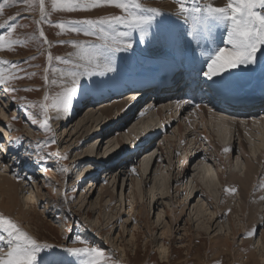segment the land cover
Returning <instances> with one entry per match:
<instances>
[{
    "label": "rangeland",
    "instance_id": "rangeland-1",
    "mask_svg": "<svg viewBox=\"0 0 264 264\" xmlns=\"http://www.w3.org/2000/svg\"><path fill=\"white\" fill-rule=\"evenodd\" d=\"M139 2L144 7L158 9L162 15L154 20L147 34L142 36L136 32L140 35L134 37L135 32L132 33L133 49L116 53L114 71L104 76H76L78 95L71 100L70 106H63L59 102L66 90L73 87V72L76 71L64 60L74 61L82 70L93 51L87 47H73L70 42L101 45L104 41L57 25L124 13L111 6L53 12L51 0H46L49 14L41 20L38 18V0L34 4L0 0V4H4L0 23L5 24L0 35H4L6 41L15 42L0 50V62H10L0 63V68L5 70L7 87L15 89L0 90L3 92L0 96V144L4 146L0 147V181L3 178L17 180L18 205L22 211L31 214L32 221L20 224L14 214L1 211L0 215L16 223L41 245H50L40 254L46 264L52 261V264H83L88 257L70 255L66 249L88 246L104 251L101 264H264V156L259 166L247 160L232 125L229 127L226 123L222 129L229 133L228 136L232 134L233 150L228 155L220 154L212 147L207 133L205 136L199 134L204 124L197 112L198 103L190 99L192 102L188 104H193L184 106L179 112V101L187 99V89L179 88L175 92L179 91L177 96L168 93L158 101V95H153L156 102H152L149 92L136 103L137 106L133 105L137 111L132 115L113 108L111 115L103 116L98 112L97 104L114 103L131 91L148 90L149 86L125 88L94 102L93 97L87 98L90 88L94 90L102 85L107 89L106 83L114 78L124 86L130 85L132 79L123 74L142 71L135 77L143 76V72L149 73L150 77L162 73L176 62L171 52L175 48L186 57L196 47H212L207 40L192 45L194 39L187 31L193 29L198 34L203 32L202 28H194L191 20L185 24L183 18L177 19L174 0ZM39 23L50 43H45V37L40 36ZM13 24L15 27L9 33L7 29ZM125 30L119 28V31ZM225 35L226 29H215L212 34L215 46H224ZM154 55H160L165 62L152 58ZM56 57L62 59L57 61ZM184 60L181 61L183 65ZM13 63L16 68L12 67ZM178 66L185 69V66ZM205 67L206 64L200 67L202 70L196 69L198 76H203ZM160 69L162 71H158ZM100 70H103L102 66ZM249 79L250 84L242 92L252 94L253 87L262 85L264 78L256 81L252 75ZM157 84L159 88L166 87L164 83ZM46 95L48 99L43 101ZM131 97L127 98L133 101ZM202 98L205 100V96ZM150 100L158 108L147 110L148 115L136 122L135 118L139 119L151 105ZM54 104L58 106L54 107ZM41 106H44V114H41ZM88 106H95L94 117L88 118L94 126L90 128V124L84 123L87 127L80 129L78 124L87 120ZM159 108L162 113L168 110L162 118L157 112ZM256 111L262 113L261 108ZM29 114L37 120L36 124L31 122ZM253 117L248 121L253 128L257 122V129L264 117L256 113ZM239 120L241 125L247 123V119ZM45 121L50 131L40 127ZM197 125L200 131L187 135ZM238 127L247 138L248 148L259 145L257 140L250 138L251 131L245 126ZM258 132L253 137L264 142V130ZM53 139L55 143H51ZM197 139L202 151L198 149L200 155L195 156L197 149L193 147H198V144L194 145ZM87 154L91 157H86ZM16 162H23V166L18 167ZM228 163L237 164L240 172L235 173L242 177L249 164L256 167V178L245 198H241L236 185L232 186L236 187L233 191L226 187L230 172L226 170L225 173L222 166H228ZM85 164H89V168ZM143 164L147 168L145 174L139 173ZM199 167L208 171L213 185L208 198L193 182ZM87 170H94L93 174L82 180ZM155 181L160 185L158 189L153 188ZM224 203L228 204L226 210L222 208ZM253 207H257L258 216L251 221L248 218ZM230 227L241 231L232 235ZM0 235L6 234L0 232ZM217 236L222 240L227 238L231 246L228 255L225 251L224 256L216 255V245L212 246L211 242ZM80 241L88 243L85 245ZM6 243V240L0 241V248H5ZM244 243L246 245L237 252ZM248 253L252 257L246 256ZM216 259L218 261L214 262Z\"/></svg>",
    "mask_w": 264,
    "mask_h": 264
},
{
    "label": "snow or ice",
    "instance_id": "snow-or-ice-1",
    "mask_svg": "<svg viewBox=\"0 0 264 264\" xmlns=\"http://www.w3.org/2000/svg\"><path fill=\"white\" fill-rule=\"evenodd\" d=\"M15 3L34 4L36 0H13ZM7 3V0H5ZM177 5L175 17L183 18L187 24L190 20L193 26L202 28L203 38L212 47L207 54L208 58L202 63L206 64V70L202 72L208 80L217 77L223 79L230 76L235 70L240 68L247 69L264 57V0H227L224 6L218 7L213 3H203V0H174ZM41 20L45 19L49 12L46 7V0H38ZM111 6L121 10L123 15H112L97 19L85 18L79 21L69 22L68 24H58L61 29H67L76 34L96 37L103 40L101 45H86L80 41H71L73 47L92 49V55L88 58V63L83 66L75 64L72 60H64V63L72 64L76 71L73 72V87L66 90V94L59 102L63 106H70L72 99L78 95L79 84L76 76L93 77L104 76L108 72L114 71L113 58L116 53L128 52L133 49L131 36L133 32L141 35L147 34L154 20L162 13L155 8L144 7L139 0H51V10L53 12H74L88 11L98 7ZM4 4H0V12H3ZM15 25L8 27L7 31L12 32ZM123 27L125 31H119ZM5 24L0 23V29H4ZM226 29L223 37L224 46H215L212 34L215 29ZM187 35L194 40L198 39L197 33L193 29L187 31ZM40 36L45 37L41 30ZM45 43H50L45 38ZM14 41H6L4 35H0V50L6 44L11 47ZM61 45L64 41H59ZM51 59V57H49ZM60 61L61 57L55 58ZM0 63H10L7 61ZM101 66L103 70H100ZM16 68V64H12ZM5 70L0 68V84L5 85L4 91H15L7 87V80L4 76ZM47 80V78H46ZM28 90V89H26ZM45 100L48 99L46 95ZM58 106L57 104L53 105ZM44 106H41V114H44ZM29 119L33 124L37 120L29 114ZM46 131H50V126L45 121L40 125ZM51 143H55L54 139ZM0 147H4L0 144ZM229 151L228 148L224 149ZM0 241H7L5 248H0V264H45L41 253L50 245H41L37 240L30 237L26 232L8 219L0 215ZM79 239V238H77ZM87 245V241H80ZM66 251L73 256L84 255L88 257L83 264H101L105 253L100 248L94 246L81 248H68Z\"/></svg>",
    "mask_w": 264,
    "mask_h": 264
},
{
    "label": "bare ground",
    "instance_id": "bare-ground-1",
    "mask_svg": "<svg viewBox=\"0 0 264 264\" xmlns=\"http://www.w3.org/2000/svg\"><path fill=\"white\" fill-rule=\"evenodd\" d=\"M203 3H213L215 6L219 7V6H224V4L227 3V0H204ZM38 18L39 19L41 18L40 14H39ZM39 30L40 31L42 30L45 33V31L43 30V27H41L40 23H39ZM135 34H136V32L133 33L134 37L137 35V34L136 35ZM138 35H140V34H138ZM198 35H200V38L195 39L192 42L193 46H196L198 43H201L203 40H205L203 38L202 32L198 33L197 36ZM45 38L47 39V41H49L46 34H45ZM210 48H211V46H208V48L207 47L204 48L203 46H201L199 48L196 47L195 49L192 50L191 53H188L186 55V57H183L182 52L179 49L175 48V51L172 50L171 52L173 53L172 57L176 62H174L173 66H171L170 68H166L164 71H162L163 68L158 70V71H162V73L158 72L160 74H156L154 76L152 75L150 77H149V73H147V72L142 73L144 77L143 76H136L135 77V75H137L138 73H141L142 71L141 72H134V73H126V74H123V76L124 77L127 76L129 79H132L130 82V85L124 86L123 83L122 84L119 83V81H117L116 78H114V79H112V81L110 80L106 83L107 89L105 87H103L102 85H100L99 87L98 86L94 87V90H93V88H90L89 90H91V91H90V93L88 92L87 98L91 99V97H93L94 100L92 99V101L94 102L95 100H100L102 98H106L109 95L108 93L117 94L119 92V90H124L125 88L127 90V88L128 89L140 88L144 85H147L151 89V86L149 84H151L152 86L155 87L154 89H151V90H154V92L152 93L153 95H158L156 97L157 101L160 100L161 98H163L162 96L165 94H167V95L171 94L172 97H174V96L178 95L179 91L177 92V94H175V92L179 88H181V90H182L181 83L183 81V78L181 77V75H182V73H184L186 76V80L183 82V83H185L184 87L185 86L187 87V85H189V87H191L192 83H195V85H197V86L199 85L197 90H195V93L192 94V97H193V101L198 103V105H196V108L198 107L197 112L199 113L201 122L204 124L203 131H200V128L197 125V126H195V128H193V129L191 128V130L187 133V135L190 136L191 134L196 133V131H198V130L200 131L199 134H201L203 136H205L206 135L205 133H207L208 136L210 137V140H211L210 143L212 144V147L215 149V151H217L218 153L221 154V153L225 152L224 151L225 148H228L229 151L225 152L228 155L233 150L234 142L231 143L232 134H230L228 136L229 133L227 134L226 132H224V130L222 128H223V125L226 123L228 124L229 127H230V125H232V127L234 129V136L237 135V140H239L240 148L244 152L243 153L244 157L247 160H249L251 163H254L257 166H259V164L262 160V157L264 156V142L262 141V139H259V140L255 139V137H253V135L255 133H257V131H259L258 133L260 134V132L264 130V118H263L264 117V81L262 83L263 86L262 85H256L251 90L253 92L257 91L261 94V95L257 94V96L254 98L255 100H256V98L257 99L260 98L261 99L260 103L259 104L253 103L249 106L244 105L242 107H236V106L231 105L230 103H227L228 107H225L226 108L225 109V108L220 107L219 103H216V101L210 100V99L207 100L208 97H206L205 93H203V92H207V91H209L208 89H211L212 91L217 92L219 95H222L224 98L232 97V98L238 99L239 101L238 100H236V101H238L240 104L246 102L249 99V94L246 92H242V91H244L242 89L250 84L249 78L252 75L254 76L256 81H259L260 78H264V57H261L260 61H257V63L249 66L247 69H245V68L237 69L230 76H225L223 79L217 77V78L213 79V81L209 82L208 79H206L205 77L198 76L197 70L198 71L202 70L200 68L204 65V63H202V61L207 60V58H208L207 54L209 53ZM152 58L165 62L162 59V57H160V55L159 56L154 55ZM183 59H185L184 60L185 62L183 61L185 63L184 65L181 64L182 63L181 61ZM258 63H260V66L258 65ZM178 64L185 66V69L183 67H181V69H179L180 67L178 66ZM176 68H178V69L175 71V73H173V71ZM140 70H142V69H140ZM204 70H206V67ZM109 78H111V77H109ZM106 79L107 78L105 77L104 80L106 81ZM149 80H152V82H149ZM157 82H161V83L166 84V87L159 88ZM186 87L184 88V90L187 89ZM4 88H5V85L0 84V90H3ZM150 89H148V90L142 89L143 91L142 90L141 91H131V92L125 94L124 96H122L121 98H119L118 100H116L114 103L113 102L106 103L107 101L101 102V103L97 104V106H99L98 112H100L103 116H107L113 111V108H115V110H120V111L124 110V112L128 111V115H130V114L132 115L134 113V111H137L136 108L133 107V105L137 106L136 103L139 100H141L143 97H146V94L148 95ZM170 91H172V92H170ZM198 92H199V94H198ZM200 92H202L203 94ZM2 93L3 92H0V96ZM196 93H197V96H199V95H201L203 97L205 96L206 99L204 100V98H202L201 96H200L201 97L200 99H197ZM252 94H254V93H252ZM129 96L133 97V101L132 100L130 101L128 99ZM123 97H125L126 99H123ZM0 100H2V98H0ZM43 101H44V98H43ZM134 101H136V102H134ZM170 101H171V99H170ZM190 101H191L190 99H181V101H179L180 105H178L179 112L183 110L184 106L187 107L190 104H193V103L188 104V102H190ZM0 103H2V102H0ZM154 107L158 108V105H156V104H155V106L152 105V107L149 109L152 110V109H154ZM162 108L157 109V112L161 118L164 116V114H166V112H168V110H165V112L162 113V111H161ZM260 108H261L262 113L260 111H256V109H260ZM86 109H87V115L85 118H87V120L84 119L83 121H81V123L78 124L80 129L87 127V126H85L87 124H90V128H92V126H94V122H89L88 118L94 117L92 112L95 109V106H90V107L88 106V107H86ZM146 111L147 110L142 112L139 119H137L138 117L135 118V120H137L136 122H138V120L141 121L142 119H144L148 115L149 111H147V112ZM138 112H140V110ZM255 113L257 115L261 114L263 116L262 117L263 119L261 118L262 122L259 123V126H257V129L255 128L257 125V122L255 123L254 128H253L250 125L251 122L248 121V119H254L256 117V116L253 117V115ZM239 118L247 119V123L245 122L246 124L241 125ZM125 119H127V118H125ZM125 119L122 121L123 124L125 123ZM131 122L129 123V125L131 124ZM186 122L188 123L189 121H186ZM84 123H85V125H84ZM166 124H168V123L166 122ZM238 126H245V128H247L249 131H251L250 138L257 140L259 142V145L257 147L251 146L250 148H248L247 147L248 144L246 142L247 138H245L243 136L242 130ZM132 128H134V127H132ZM159 129L160 128H158L157 130H159ZM254 129H256V130H254ZM84 130H87V129H84ZM138 132H140V131H138ZM147 136H148V134H146V137ZM185 140H186V138H184V141ZM199 141L200 140L197 139L194 142V145L198 144L197 148L193 147L194 150L197 149V150H195V152H196L195 156L200 155L199 152L202 151V149H201L202 146L200 145ZM198 149H201V150L199 152H197ZM14 152H16V151L14 150ZM8 155H10V153ZM87 156L91 157V154H87L86 157ZM254 158L256 159L255 162H254ZM22 163L17 164V162H16L15 164L18 165V167H19V166H23ZM228 164H229L228 166H226V165L222 166L225 173H226V170H228L230 172L229 180H228L226 187H228L230 189V191H233L236 187H232V186L236 185L237 190L240 192L241 198H245L246 192L248 191L249 187L251 185H253L254 179L256 178L255 176L257 175V172L254 169L256 167L249 164V166L246 167L244 174H243V177H242V176L237 175L240 172V169L238 168L237 164H233V165H231L230 163H228ZM85 165H88L87 168H89V164H85ZM88 170L85 171L86 173L83 176L82 180L85 177H87L88 175L93 174L94 170L93 171H88ZM146 170H147V168L145 167V164H143L142 166H140L139 173L145 174ZM210 181L211 180H210V176H209L208 171L202 167L200 169V167H199V170H197V175H196L195 179L193 180V182L196 184V186L199 188V190L202 192V194H204L207 198L211 196V190L213 189L212 188L213 185ZM222 184H224V182ZM90 186L92 187V185H90ZM157 186H160V185H158V182L154 183L153 188L158 189ZM159 188H161V187H159ZM17 189H18L17 180L12 181L11 179L3 178L0 181V213H1V211H5L10 215H13V214L16 215L18 218L17 220L19 221L18 223H20V224L22 221H26L27 223H30L32 221L31 214L27 211H22L18 205L19 202L17 199V196H18ZM222 208H224L225 210H226V208L228 209V204L224 203ZM256 210H257V207H253L251 210V214L248 218V219H251V221H252V219L254 220L255 216H258V213ZM216 218H218V217L216 216ZM250 226H251V224H250ZM250 229H251V227L249 228V231H251ZM230 231H231L230 233L232 235H236V234H239L241 230H235L234 228L230 227ZM199 234L203 235V233L201 231H199ZM263 239H264V236H263ZM211 245L212 246L216 245V255L218 257L224 256V251L227 255L230 253L231 246L228 244L227 238H223V240H222V238H219L217 236L216 239L211 242ZM211 245H210V247H212ZM245 245H246L245 243L240 245L239 249H237L236 251L238 252ZM42 254H43V252H42ZM246 256L252 257V255L250 253H248ZM216 261H218V259L214 260V262H216ZM52 262H54V261H52ZM52 262L50 264H52ZM236 263H238V262H236Z\"/></svg>",
    "mask_w": 264,
    "mask_h": 264
}]
</instances>
